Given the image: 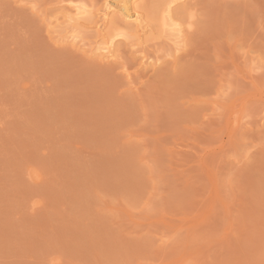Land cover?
<instances>
[{"label": "rangeland", "instance_id": "1", "mask_svg": "<svg viewBox=\"0 0 264 264\" xmlns=\"http://www.w3.org/2000/svg\"><path fill=\"white\" fill-rule=\"evenodd\" d=\"M123 1L0 0V264H264V0Z\"/></svg>", "mask_w": 264, "mask_h": 264}, {"label": "bare ground", "instance_id": "2", "mask_svg": "<svg viewBox=\"0 0 264 264\" xmlns=\"http://www.w3.org/2000/svg\"><path fill=\"white\" fill-rule=\"evenodd\" d=\"M134 2V0H124L123 1V3H122V6H120V8L118 9V12L117 13H119V15L121 16V18L119 19V20H117V22H113L112 23V26H111V29L110 30H112V31H114V32H116V34H111V36L110 37H108V38H106L105 40H103L102 42L100 41V43H99V45H97V46H93L94 48H92L91 49V53H94V54H96V55H98L99 57H102V58H111L112 56H113V52H114V50H113V47H114V41H115V39L116 38H122V37H124L125 35H126V33H131V35H133L134 34V31H136L137 32V30H138V28H136V27H134V26H130L129 25V22H128V20L130 19V12H131V9H130V6H132L133 5V2ZM162 1H164V0H162ZM162 1H160V2H162ZM182 1H184V0H165V5H166V11L165 10H163V12L159 9V7L157 8V9H159L164 15H165V18H164V15H161V28H163V29H166V28H169V31H170V33L171 34H169V35H171V37H173L172 39L174 40V39H176V40H178V38H180L181 37V33H182V29H180V27L178 26V25H175L174 23H171V22H169L170 20H171V18H170V20H167V19H169V10H170V5H172V4H174V3H179V2H182ZM163 3V2H162ZM161 3V4H162ZM155 5V4H154ZM119 6V5H118ZM162 6V5H161ZM154 8V7H153ZM73 15L72 16H67V19H68V21H69V23H70V21H74V23H75V21L76 20H78V19H82V18H84V17H87L88 15H89V12L86 10L87 8H86V6L85 7H83L82 5L79 7H76V6H74L73 8ZM156 9V11H158ZM91 10V9H90ZM107 10H109V6L108 7H106L104 10H103V12H101L102 13V16H101V19L103 20V21H105L106 22V17L107 16H109V14H108V12H107ZM182 12V11H181ZM100 13V14H101ZM162 13H160V14H162ZM99 14V13H98ZM97 14V15H98ZM159 14V13H158ZM180 14V13H179ZM96 15V14H95ZM118 15V16H119ZM91 16V15H90ZM169 16V17H168ZM97 17V16H96ZM132 17V16H131ZM136 17V16H135ZM167 17V18H166ZM89 18V17H88ZM158 18V17H157ZM99 19H100V17H99ZM98 19V20H99ZM174 19V18H173ZM172 19V20H173ZM171 20V21H172ZM100 21V20H99ZM112 21H114V20H112ZM80 22V21H79ZM132 22H134V21H132ZM131 22V23H132ZM166 22H168V23H166ZM174 22V21H173ZM176 22V21H175ZM94 23V22H93ZM95 23H97V22H95ZM99 23V22H98ZM141 23V22H140ZM72 24V23H71ZM178 24V23H177ZM74 25V24H73ZM94 25V24H93ZM133 25H134V23H133ZM135 25H136V23H135ZM190 25H188V27H189ZM140 28H141V26H139ZM160 27V26H159ZM75 29V28H74ZM100 29V28H99ZM142 29V28H141ZM184 29V28H183ZM77 30V29H76ZM109 30V31H110ZM168 30V29H167ZM78 32V31H77ZM77 32H75V33H77ZM135 32V33H136ZM167 32V31H166ZM163 33H164V31H163ZM137 34V33H136ZM77 36L78 35H76V37H75V35H73V36H71L70 38H72V40H75L76 38H77ZM127 37V36H126ZM125 37V38H126ZM137 37V36H136ZM135 38V37H134ZM69 39V38H68ZM127 39H128V37H127ZM71 40V41H72ZM98 40V39H97ZM175 40V41H176ZM180 40V39H179ZM99 42V41H98ZM119 42V41H118ZM178 42H180V41H178ZM74 43V42H73ZM176 43V42H175ZM78 44V43H77ZM117 50V49H116ZM115 50V51H116ZM115 57V56H114Z\"/></svg>", "mask_w": 264, "mask_h": 264}]
</instances>
